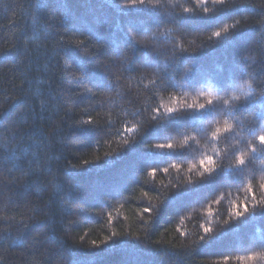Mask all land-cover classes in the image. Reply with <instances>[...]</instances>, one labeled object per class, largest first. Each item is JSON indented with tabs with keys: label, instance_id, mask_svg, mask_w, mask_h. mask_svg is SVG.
Instances as JSON below:
<instances>
[{
	"label": "trees",
	"instance_id": "obj_1",
	"mask_svg": "<svg viewBox=\"0 0 264 264\" xmlns=\"http://www.w3.org/2000/svg\"><path fill=\"white\" fill-rule=\"evenodd\" d=\"M262 134L264 0H0V264H264Z\"/></svg>",
	"mask_w": 264,
	"mask_h": 264
},
{
	"label": "snow or ice",
	"instance_id": "obj_2",
	"mask_svg": "<svg viewBox=\"0 0 264 264\" xmlns=\"http://www.w3.org/2000/svg\"><path fill=\"white\" fill-rule=\"evenodd\" d=\"M134 2H137V0H134ZM138 2L143 3L144 0H138ZM214 2H215V3H223L224 0H214ZM185 11H188V9H185ZM205 11H207V9H205ZM224 31L226 32L227 29H224ZM215 35H216V36H219L220 33H219V32H216ZM208 103L211 104V100H209ZM192 107H193L192 105H188V109H192ZM198 107H199V109H202V108H204L205 106H204L203 104H201V105H199ZM167 112H168L169 114H170V113H173V112H174V109H172V108H168V109H167ZM254 115H255V114H253V116H254ZM253 116H251V118H253ZM89 123H91V121H89ZM230 127H231V126L228 125L227 127H225V128L223 129V131H225V132L228 131V128H230ZM220 132H221V129L217 128V129H216V132L213 133V139H215V138H216V135L219 134ZM256 140H257V142H258L260 145H264V134L257 136V137H256ZM158 147H161V148H167V149H172V148H173V145H172V144H167V145H164V144H163V145H158ZM255 150H256L255 148L252 149V151H255ZM244 164H245V160H244L242 157L237 156V158H236V160H235V166L239 167V166H242V165H244ZM200 167L203 169V172H204L205 174L211 173V172L216 168V166H215V164H214V161H213V158H212L211 156L206 157V162H205V160H201V161H200ZM164 171H167V169H165ZM261 187H264V185H261ZM250 191H251V190H250ZM241 209H243V211H241ZM247 209H248V205H247L246 202L240 204L238 207H236V210H235V212H234V216H235V217H239V216H241L245 211H247ZM148 211H149V209H147V208L144 209V212H148ZM211 230H212V229H211L210 227H204V228H203V232H204V234L209 233ZM201 238H202V237H201ZM249 259H252V257L249 256ZM225 260H227V257H225Z\"/></svg>",
	"mask_w": 264,
	"mask_h": 264
}]
</instances>
